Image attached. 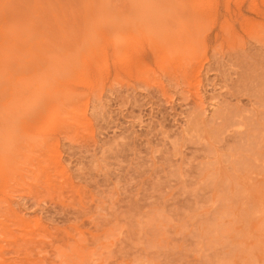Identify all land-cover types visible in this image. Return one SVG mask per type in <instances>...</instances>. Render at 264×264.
Instances as JSON below:
<instances>
[{"label": "rangeland", "instance_id": "1", "mask_svg": "<svg viewBox=\"0 0 264 264\" xmlns=\"http://www.w3.org/2000/svg\"><path fill=\"white\" fill-rule=\"evenodd\" d=\"M0 264H264V0H0Z\"/></svg>", "mask_w": 264, "mask_h": 264}]
</instances>
